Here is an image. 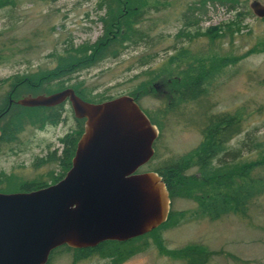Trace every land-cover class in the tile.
<instances>
[{
  "label": "rangeland",
  "instance_id": "374dc122",
  "mask_svg": "<svg viewBox=\"0 0 264 264\" xmlns=\"http://www.w3.org/2000/svg\"><path fill=\"white\" fill-rule=\"evenodd\" d=\"M251 1L135 0L143 10L135 25L149 36V40L127 41V47L116 57L69 75L48 76L52 80L46 87L68 86L81 81L89 97L94 98L137 89L140 104L161 121L156 153L150 162V165H158L174 160L200 142L201 106L198 102L182 103L181 100L176 112L165 111L166 101L160 88L153 82L152 86L139 88L147 76L145 70L165 63L173 67L174 61L168 64L170 57L182 46L202 56L206 62L208 54L218 53L223 63L206 95L207 101L214 102L211 111L233 110L238 106L252 110L245 120V128L256 127L255 134L262 138L264 16L254 13ZM259 1L264 4V0ZM107 2L0 0V46L5 54L0 62V99L9 91L13 75L24 76L53 68L57 54L70 44L77 47L95 41L102 33L101 17L107 14ZM181 30L194 38L179 37ZM213 33L217 35L212 36ZM154 81L159 83L161 79L158 77ZM65 107L66 117L57 124L39 127L27 119L15 138L0 142L2 191L14 190L26 180L51 182L61 174L59 161L45 159L54 147L60 149L59 137L76 127L71 107L68 103ZM24 113L27 116L29 110L25 109ZM242 136L243 133L234 137L230 144L236 145ZM143 165L139 169L149 167ZM194 206L195 202L190 199L175 197L171 207L177 213L181 211L178 222L142 238L145 246L118 264H184L182 259L165 254L161 244L170 249L191 241L223 250L213 255L212 264H264V193L252 200L247 216L236 213L220 218L198 216L193 212ZM104 261L106 258L100 255H91L73 262L70 254L63 252L54 255L50 264H102Z\"/></svg>",
  "mask_w": 264,
  "mask_h": 264
},
{
  "label": "trees",
  "instance_id": "16d2710c",
  "mask_svg": "<svg viewBox=\"0 0 264 264\" xmlns=\"http://www.w3.org/2000/svg\"><path fill=\"white\" fill-rule=\"evenodd\" d=\"M107 4V14L101 17L102 33L95 41L83 43L77 47L70 44L64 52L57 54L56 65L53 68L40 69L35 73L25 75L39 77L69 75L77 70L97 64L106 58L118 56L127 47V41L134 43L139 38L149 40V36L135 25L143 13L142 8L135 3V0H108ZM180 34L182 35L180 36ZM211 35L216 36L217 34L213 33ZM178 36H186L189 39L194 38V35H189L183 30L178 33ZM4 55L0 46V62L5 59ZM170 58L168 64L174 61L172 62L174 63L173 67L163 63L164 66L145 70L147 76L141 81L139 88L145 89L149 85L152 86V82H155L154 80H157L158 77L162 78L164 75L171 77V87L179 91L178 103L181 100L182 103L198 102L201 106L198 120L201 122L199 128L202 137L196 146L174 157V160H165L161 164L150 165L156 153V140L162 125L158 118L150 115L145 110L151 122L156 124L159 132L153 143L154 153L144 164L149 165V167L144 170L157 171L165 182L170 198L167 218L146 233L126 240L106 239L94 246L85 247L59 245L50 251L44 264H50L54 255L63 252L70 254L73 262L91 255H100L106 258V261L102 264L123 262L145 246L146 242L142 241V238L156 230L178 222V214L181 211L177 213L176 209L174 210L171 207L172 200L175 197L194 201L193 212L198 216L220 218L222 215L229 213L249 215V206L252 200L264 193V137H257L255 134L256 127L249 129L245 128L244 125L252 110H246L244 107L238 106L233 110L211 111L214 102L207 101L206 98L209 85L214 76L220 71L219 65L223 63L218 53L208 54L209 61L207 62L209 63H207L202 56L190 52L182 46ZM15 76L21 75H13V77ZM51 80L12 79L9 83V91L0 99V119L2 120L0 123L2 128L0 142L15 138L16 133L21 130L24 121L27 119L36 122L39 127L46 124H57L61 121L64 110L60 106L62 104L32 107L21 103H12L3 112L7 107L10 94L17 98L20 95L50 93L65 87H72L79 96L90 101L97 102L115 96L89 97L81 81H79L80 83H70L68 86L46 87V84ZM136 91L137 89L125 93L134 94L138 98ZM175 108H179V104H177V107L173 105L165 107V111L174 113L178 110H174ZM25 109L29 110L27 116L24 113ZM74 118L76 120L75 129L65 133L61 138L64 148L60 155H56L54 150L48 153L45 159L47 162L59 161L62 167L61 174L54 177L52 182L61 178L70 167L77 139L83 131L84 118L76 115ZM241 133H243V136L237 141V144L231 145L230 141ZM48 183L26 180L11 191L31 190ZM0 191H2L1 188ZM161 247L165 250V254L182 259L184 264H212L213 255L223 253L222 249H211L206 244L198 241H191L177 248L168 249L162 244ZM229 255L232 254L229 253ZM232 256L234 257V255Z\"/></svg>",
  "mask_w": 264,
  "mask_h": 264
},
{
  "label": "water",
  "instance_id": "95a60500",
  "mask_svg": "<svg viewBox=\"0 0 264 264\" xmlns=\"http://www.w3.org/2000/svg\"><path fill=\"white\" fill-rule=\"evenodd\" d=\"M250 4L264 16V4ZM65 99L84 118L71 165L53 183L0 191V264H44L59 245L126 240L167 218L164 180L157 171L139 170L152 157L159 130L135 98L121 93L95 102L65 87L17 101L36 106Z\"/></svg>",
  "mask_w": 264,
  "mask_h": 264
},
{
  "label": "flooded vegetation",
  "instance_id": "af4514ba",
  "mask_svg": "<svg viewBox=\"0 0 264 264\" xmlns=\"http://www.w3.org/2000/svg\"><path fill=\"white\" fill-rule=\"evenodd\" d=\"M8 79H10V78H8ZM11 79H49L48 77H39V76H28V75H24V76H15V77H12ZM161 79V81L159 82V83H154L153 82V85H155V86H157L158 87V89L160 90V94L163 96V98H164V100L166 101V107H169V106H176L177 107V104H178V102H177V96H178V93H179V91H177V89H175V88H173V87H171V83H172V79H171V77H168V76H162V78H160ZM75 91V90H74ZM26 95H30V94H26ZM26 95H20L19 97H17V98H15V97H13L12 96V94H10L9 95V97H8V103H7V107H6V109L5 110H3V112L4 111H6L7 110V108L12 104V103H20V102H18L17 100L19 99V98H21V97H23V96H26ZM134 98H135V100L139 103V105L141 106V108L145 111L146 109L143 107V105H141L140 104V102H139V98H137L134 94H131ZM66 103H68L69 104V106L71 107V104H70V101H69V99H65V100H63L62 102H59V103H56V104H54V105H41V106H55V105H59V104H62V105H60L64 110H63V112H64V115H63V112H62V119L63 118H65L66 117V115L65 114H67L66 112H65V110H66V107H65V104ZM24 105V104H23ZM3 106V105H2ZM27 106H30V105H27ZM37 106V105H36ZM33 107V106H32ZM0 109H1V105H0ZM71 110H72V108H70ZM177 108H175L174 110H176ZM73 111V110H72ZM146 112V111H145ZM73 115L75 116V114H74V112H73ZM61 119V120H62ZM38 126V125H37ZM69 131H71V129H69V130H67V131H65V133H67V132H69ZM1 133H2V128H1V126H0V135H1ZM64 133V134H65ZM63 134V135H64ZM62 135V136H63ZM62 136H60L59 137V141H60V143H61V147H60V149H58V148H56V147H54V149H53V151L55 150V152H56V155H60V153L62 152V149L64 148L63 146H64V143L62 142V140H61V138H62ZM66 172V171H65ZM60 179V178H59ZM49 183H53L52 181L51 182H49ZM48 183V184H49ZM45 185H47V184H45ZM44 186V185H43Z\"/></svg>",
  "mask_w": 264,
  "mask_h": 264
}]
</instances>
